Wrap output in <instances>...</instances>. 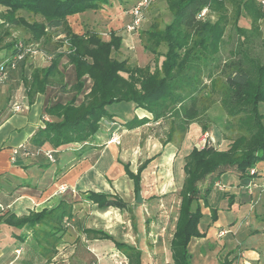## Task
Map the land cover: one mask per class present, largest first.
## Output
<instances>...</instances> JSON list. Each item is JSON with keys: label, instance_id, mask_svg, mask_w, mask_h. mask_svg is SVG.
Here are the masks:
<instances>
[{"label": "trees", "instance_id": "obj_1", "mask_svg": "<svg viewBox=\"0 0 264 264\" xmlns=\"http://www.w3.org/2000/svg\"><path fill=\"white\" fill-rule=\"evenodd\" d=\"M111 1L0 0V29L8 34L7 30L20 27L30 35L29 42L14 41L8 48L15 53L19 42L39 46L48 61L45 67L33 69L23 82L30 105L48 86L66 90L65 77L59 70L65 57L76 70L78 80L72 87L74 92H82L84 77L93 82L80 105L73 100L47 107L45 114L51 120L20 152L33 154L46 146L56 154L69 146L85 151L91 148L89 145L103 120L114 118L109 107L119 103L132 104L145 114L125 123L127 130L165 122L169 131L161 141L163 147L176 141L182 143L190 126L202 124L204 115L219 98L230 119L227 127L235 128L237 134L232 140L226 138L229 144L226 150L208 141L204 148H195L185 158V181L179 194L181 203L171 242V264H192L190 243L207 235L200 227L205 217L203 209L209 207L207 198L216 188L215 184L223 175L233 173L239 178V186L245 189L253 178L251 168L264 172L259 169V165L264 164V113L260 111V105L264 104V61L247 62L242 53L230 63L222 64L216 59L230 24L239 25L242 18H246L252 32H261L258 22L264 18V5L261 0H167L172 23L164 30L153 25L141 33L143 48L154 59L140 67L131 64L129 59L115 57L123 46L122 38L115 33H111L110 41H105L96 32L75 33L68 22L69 17L88 10L100 11ZM205 9L216 14L217 20L201 18ZM22 12L33 20L21 16ZM262 45L264 49V41ZM163 47L165 53L160 51ZM208 128L207 124H202L201 130L205 132ZM147 164L142 165L137 174L125 165L137 192L141 191V175ZM208 180L210 183L203 191L199 185ZM86 200L102 210L127 208L120 198L105 193L91 192ZM234 204L232 197L229 205ZM217 212L211 209L213 223L218 221ZM72 218V205L62 201L55 208L27 217L10 215L4 224L30 229L38 243L39 256L50 262L57 255L66 224ZM85 234L92 239L113 242L116 251L129 264H144L145 254L138 247L116 241L102 231L86 230Z\"/></svg>", "mask_w": 264, "mask_h": 264}, {"label": "crops", "instance_id": "obj_2", "mask_svg": "<svg viewBox=\"0 0 264 264\" xmlns=\"http://www.w3.org/2000/svg\"><path fill=\"white\" fill-rule=\"evenodd\" d=\"M123 8L121 0H112L109 6H105L100 11L88 10L92 13L107 15V23L113 30L106 35L105 41H110L112 32L120 37L118 30L124 29L131 23V17L127 18ZM88 11L69 17L68 22L71 28L80 35L87 32L102 35L97 31L81 33L74 29L71 19L81 20L82 16L89 13ZM5 33L6 30L0 29V61L13 54L7 43L10 36L7 37ZM124 34L130 36L125 31ZM46 65L48 61L42 54L28 57L16 70L10 71L4 84H0V264H27L25 258L29 245L38 251V259L45 261L39 256V246L30 229L14 228L4 223L10 215L18 218L27 217L33 213L55 208L62 201L72 205L73 218L66 224V233L58 247L57 255L50 262L45 261L44 264H55L63 255L62 258L66 264L76 262L86 264L95 260L99 261L97 262L99 264H106L114 253H119L114 243L92 239L85 234L86 230L102 231L116 241L140 249V236L135 225V215L138 210L135 205L137 191L135 182L126 174L125 165H129L131 172L137 174L139 168L148 162L141 175L140 192L143 196L141 213L143 215L144 211H149L151 198L158 196L154 194L146 196L142 190L143 186L156 184L158 178L152 174L159 168L165 170L163 184L172 186L170 174L174 172L175 161L179 156L182 143L179 147L175 143L163 147L162 137H159L155 130L157 129L155 126H160V122L147 124L135 130H127L123 125L130 120L122 121L117 114L109 111L114 118L103 120L100 131L89 145L91 148L79 152L76 147H66L55 155L56 163L54 164L42 155L29 156L21 152L13 160L14 151L28 146L30 138L45 126L44 116H47L45 114L47 107L58 103L67 104L73 100L76 105H80L85 95L92 89V80L84 77L82 92L77 94L72 90L78 80L77 74L75 67L70 65L68 58L65 57L59 70L65 77L66 90H61L55 85L48 86L45 92L38 94L34 103L30 105L25 97L26 90L23 82L30 77L33 69L43 68ZM16 106H20L22 110L17 112ZM131 115L135 118V116L143 117L145 114L134 107L133 113H127V116ZM115 122L118 126H111V123ZM195 125L192 124L188 132H192V126ZM113 132L120 134L121 145L108 143ZM45 150H51V147L46 146ZM259 169L264 170V164L259 165ZM224 181L229 182L226 185V191L230 192V196H224L222 210L216 209L218 221L207 228V235L201 240H209L213 237L214 241H219L218 239L230 234L227 237H234L236 245L243 249L242 253H238L239 257L236 260H231V264H264V195L249 197L245 189L239 186L240 181L236 174L227 173L218 183L223 185ZM62 186L67 187L68 191L61 193ZM215 190L218 189L215 188ZM91 192L118 197L127 204V208L121 210L111 207L102 210L96 204L86 200V195ZM232 197L235 204L230 206ZM211 209L214 208H211L209 204V207L203 210H207L209 214ZM130 214L131 217H129ZM206 214L203 211V215ZM239 217H242L240 222ZM132 229H135V234L132 233ZM223 231L228 233L220 237L219 233ZM76 253L80 256L77 257ZM110 253L111 256H108Z\"/></svg>", "mask_w": 264, "mask_h": 264}, {"label": "rangeland", "instance_id": "obj_3", "mask_svg": "<svg viewBox=\"0 0 264 264\" xmlns=\"http://www.w3.org/2000/svg\"><path fill=\"white\" fill-rule=\"evenodd\" d=\"M121 1L122 7H124L123 10L126 13V16H128L127 18L130 19L131 15L129 11L134 5L136 6V3L140 0ZM20 15L33 20V18L25 12H22ZM109 17H111V15H109ZM201 18L214 22L217 20V15L207 12L206 15ZM107 19L106 14L89 12L86 16H82L81 20L78 18L71 19V23L76 31L81 33L97 31L101 32L103 38H105L106 35H109L110 31L113 30V28L107 23ZM172 20L173 16L169 10L167 0L156 1L151 6L144 9L140 27L135 32H129L127 30V26L130 24L124 29L120 28L118 30L120 37L124 41V45L121 50L115 54V57L120 60L129 59L131 64L145 67L148 63L153 61L154 56L145 52L140 38L141 33L147 31L153 25H158L160 29L164 30L167 25L172 23ZM258 26L261 31L260 33H254L251 31L250 21L246 18H242L239 25L230 24L226 31V35L224 36L225 43L221 46L222 48L216 56L217 61L222 64L230 63L231 60L238 59L242 56V53L243 55L245 54V60H247V62L252 60L254 62L263 63L264 49L262 43L264 41V18L258 22ZM124 31L130 36L128 37V35L124 34ZM7 32L8 34H6V36H10V40L7 41L8 45L13 44L14 41L29 42V34L20 27L7 30ZM160 51L165 53L166 48L163 47ZM162 61L163 58L160 59V63ZM134 107L135 106L132 104L119 103L109 107L108 111L117 114L122 121H125L134 118V115H131L130 117L127 116V113H133ZM260 111L261 113H264V104L260 105ZM229 120L230 119L226 115L219 98L216 99L214 105L206 112L202 119V124H207L209 127L208 130L203 132L201 130L202 124L199 123L192 126V132L190 131L186 134L182 145L179 148V156L175 161L174 172L170 174L173 182L172 186L169 187L163 184L165 170H162V168L156 169L152 174L154 177L158 178L155 185L151 186V184H146L143 186L142 190H144L146 196L149 194L158 195L151 198L149 211H144L143 215L141 213V207L143 204H135L138 209L135 215V225H137L138 234L140 236V249L145 254L143 259L144 264L172 263L171 242L176 230V223L179 215L181 203L179 194L185 181V158L195 148H204L208 141H210V143H216L218 149L226 150L229 146L226 138L232 140L237 134L235 128L227 127ZM155 127H157V129L155 128V130H157V135L162 137L161 141L165 140L167 132L169 131V125L163 122L160 126ZM175 144L179 147L180 141H176ZM209 180L205 184L199 185L203 191L208 187L210 183ZM228 183L229 182L224 181L223 186L228 185ZM225 192L227 197H229L230 192ZM207 201L211 204V208L222 210L224 201L223 191L220 192L214 189L209 194ZM203 211L207 214L201 221L200 228L202 231L207 232V228L212 226L213 222L210 213L208 214L207 210ZM129 217H131V214ZM241 220L242 217H239V222ZM134 230L135 229H132V233H134ZM222 233H224V231ZM229 235L230 234H226L223 238L218 239L219 241H214L213 237L209 240H194L190 246V252L192 255L191 263L231 264V260H236L239 257L238 253H242L243 249L241 246L236 245V242L233 239L234 237L228 238L227 236ZM231 235L234 236L233 234ZM31 246L32 245H29L26 251L27 257L25 259L27 264L46 263L45 261L38 259V251L32 249L33 246ZM115 254L120 253H114L113 255ZM76 256L78 257L80 254L76 253ZM108 256H111V253L108 254ZM120 256L123 255L120 254ZM62 257H64V255L59 257V261L55 262V264H66ZM113 258L114 257L112 256L111 260L106 264H112ZM95 261H89V263L86 264H99L97 263L99 261ZM75 264L83 263L76 262Z\"/></svg>", "mask_w": 264, "mask_h": 264}, {"label": "built area", "instance_id": "obj_4", "mask_svg": "<svg viewBox=\"0 0 264 264\" xmlns=\"http://www.w3.org/2000/svg\"><path fill=\"white\" fill-rule=\"evenodd\" d=\"M158 0H140L137 5L132 8L130 11V15L132 18V22L130 25L127 26V30L129 32H135L141 24V21L143 19V14H144V9L147 7L151 6L153 3H155ZM261 3L264 5V0H261ZM208 12L207 9H205L201 13V17L205 16L206 13ZM16 52L10 55L8 58L1 60L0 61V84H4L6 80L8 79L10 71H14L18 68V65L22 63L23 61L26 60L27 57H34L42 54V52L39 50V46H34V45H25L23 42H19L16 45ZM15 110L21 111L20 106H16ZM44 121L49 122V117L44 116ZM111 126H118V124L111 123ZM109 144H116V145H121V136L118 134V132H113L111 135L110 140L108 141ZM214 145L216 148H218V145L216 143H211ZM21 149H17L14 151V158L15 160L16 156L20 153ZM26 155H32V156H44L50 163H56V152L54 150H45V149H40L37 152L33 154H26ZM251 175L253 178L249 181L248 186L245 188L246 194L250 197H260L264 195V172H260L257 170L256 167L251 168ZM215 187L220 190V191H226V186H223L220 183H216ZM68 191V188L65 186H62L60 188L61 193H65ZM227 232L224 231V233L220 234V237L224 236ZM19 253V252H18ZM113 261L112 264H129L128 260L124 256H120V254H115L113 255Z\"/></svg>", "mask_w": 264, "mask_h": 264}, {"label": "water", "instance_id": "obj_5", "mask_svg": "<svg viewBox=\"0 0 264 264\" xmlns=\"http://www.w3.org/2000/svg\"><path fill=\"white\" fill-rule=\"evenodd\" d=\"M136 203L137 204L143 203V196H142V193L140 191L137 192Z\"/></svg>", "mask_w": 264, "mask_h": 264}]
</instances>
